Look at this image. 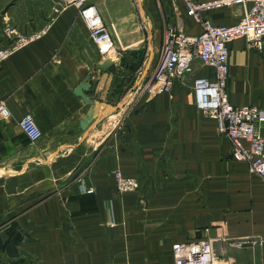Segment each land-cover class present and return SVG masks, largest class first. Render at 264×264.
<instances>
[{
	"label": "crops",
	"instance_id": "0c3cea01",
	"mask_svg": "<svg viewBox=\"0 0 264 264\" xmlns=\"http://www.w3.org/2000/svg\"><path fill=\"white\" fill-rule=\"evenodd\" d=\"M90 3L113 36L106 56L61 0H0V49L44 32L0 69L11 114L0 121V264H174L173 244L203 239L214 264H264V181L233 160L190 79L154 98L141 92L167 28L202 32L186 0ZM243 16L237 6L202 19L232 26ZM230 49L231 103L264 111V55L244 39ZM26 115L43 133L35 144L19 126ZM117 170L140 189L119 195Z\"/></svg>",
	"mask_w": 264,
	"mask_h": 264
},
{
	"label": "built area",
	"instance_id": "2783aa9c",
	"mask_svg": "<svg viewBox=\"0 0 264 264\" xmlns=\"http://www.w3.org/2000/svg\"><path fill=\"white\" fill-rule=\"evenodd\" d=\"M61 1L64 7L78 10L87 22L91 39L99 54L108 55L114 47V41L99 9L90 0ZM186 2L189 14L196 18H200L204 12L237 6L244 8V16L232 26H218L203 19L202 32L197 36L169 27L155 70L142 86L144 92L149 98H154L171 93L178 83L184 86L191 81L196 106L206 116L217 121L219 133L226 136L232 144L233 160L246 163L251 173L264 181V136L258 131V126L264 124V111L254 105L235 106L228 93L231 44L244 39L251 50L264 55V0ZM43 33L16 35L11 44L0 49V69L17 50L39 39ZM197 63L203 68L211 69L214 78L194 75ZM10 118L9 109L5 102H1L0 121ZM19 126L31 143L35 144L42 139L43 133L32 115L24 116L19 121ZM114 176L118 194L124 195L140 189L137 179L125 177L119 170ZM88 193L92 194L94 190H89ZM172 253L174 264H214L213 247L208 239L175 243Z\"/></svg>",
	"mask_w": 264,
	"mask_h": 264
},
{
	"label": "rangeland",
	"instance_id": "374dc122",
	"mask_svg": "<svg viewBox=\"0 0 264 264\" xmlns=\"http://www.w3.org/2000/svg\"><path fill=\"white\" fill-rule=\"evenodd\" d=\"M141 1V0H140ZM186 7H187V11H188V14H189V9H188V6H187V2H186ZM203 14V13H202ZM190 15V14H189ZM191 17H193V18H195L196 20H198L200 23H201V25H202V16L200 17V18H196V17H194V16H192V15H190ZM175 28H177V27H175ZM168 29V28H167ZM178 29V28H177ZM180 29V28H179ZM178 29V30H179ZM180 31V30H179ZM181 32V31H180ZM183 33V32H182ZM147 52L148 51H146L145 50V53L144 54H141V67L138 65V69H141L142 68V65H143V67L145 66V63L147 62V60H148V55H146L147 54ZM151 62V60H149V62L148 63H150ZM140 67V68H139ZM129 84H130V79H129ZM141 92L142 93H145L144 92V87H142L141 88ZM132 92H129V94H131ZM120 195V194H119ZM115 225V223H114V221H113V226Z\"/></svg>",
	"mask_w": 264,
	"mask_h": 264
}]
</instances>
